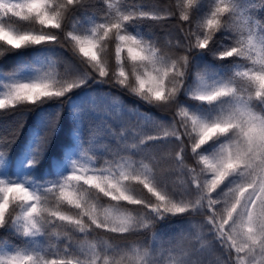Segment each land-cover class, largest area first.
Wrapping results in <instances>:
<instances>
[{
    "label": "snow or ice",
    "instance_id": "obj_1",
    "mask_svg": "<svg viewBox=\"0 0 264 264\" xmlns=\"http://www.w3.org/2000/svg\"><path fill=\"white\" fill-rule=\"evenodd\" d=\"M198 5L180 0L176 8L189 27L161 45L129 30L163 18L140 4H109L85 24L76 15L82 0H0V55L67 44L82 69L59 72L48 57L31 78L9 73L0 109L65 97L91 78L171 117L136 112L118 127L105 121L102 131L115 147L96 144L94 134L79 154H66L68 171L58 167L55 179L0 177V229L23 238L19 245L0 242V264H264V20L250 11L256 2L209 0L202 14ZM203 52L230 60L227 70L199 67L195 57ZM112 105L118 109L117 101ZM48 142L37 140L26 167L39 162ZM161 147L176 166L158 173ZM96 148L105 149L100 161L89 155ZM4 158L0 151V166ZM193 213L201 223L181 244L135 239L157 221ZM94 233L98 238L89 240Z\"/></svg>",
    "mask_w": 264,
    "mask_h": 264
},
{
    "label": "trees",
    "instance_id": "obj_2",
    "mask_svg": "<svg viewBox=\"0 0 264 264\" xmlns=\"http://www.w3.org/2000/svg\"><path fill=\"white\" fill-rule=\"evenodd\" d=\"M126 2L140 4L143 10L155 12L163 17L159 21L143 19L137 24L129 26V30L134 33L139 30L145 35L154 36L161 45L167 39L179 38L184 34L181 32V28H184L186 31L189 27L185 22L180 20L179 10L176 8L180 0H82L83 7L77 10L76 15L86 24V19L89 16H94L99 20L100 16L108 10L109 4L113 6V9H122V6ZM244 2H256L257 7L250 9V11L254 12L257 19L264 20V9L261 10L258 0H244ZM208 5L209 0H199V5L197 6L198 14L206 11ZM168 13L177 14L168 15ZM68 26L71 27L70 21ZM60 35L62 36V34ZM221 39H223L222 36ZM227 42L224 41V43ZM44 54L54 57L57 61V71L59 72L64 71L65 57H69L82 70L79 56L74 54L67 44L61 46L59 43H46L43 45H31L0 55V71L11 70L20 64L29 62L36 56ZM199 56L212 65L223 69H227L226 65L230 63V60L218 61L210 52H203ZM92 82H95L103 90L116 95L122 104L127 107L136 108L157 117L171 118L169 111L153 107L112 83L97 81L91 78L85 84L66 94L65 97L45 99L36 105H18L14 108L0 109V151L5 152L3 167L6 177L16 176L19 158L31 136L46 137L49 142L39 162L34 167H28L24 172L25 176L37 183L57 177L58 171L56 167L61 164L65 150L72 144L73 132L75 131V123L70 112L69 102L76 99L81 91ZM182 101L192 102L186 96L182 97ZM54 121L55 125L53 126ZM78 136L82 143L86 141L88 131L84 123L79 125ZM103 143L108 148L115 147V141L112 138H106ZM104 153L105 149L97 148L94 155L100 161ZM145 162L147 163L148 161L146 160ZM155 163L158 173L162 169L168 168L159 160ZM167 179L169 182H172L173 174H168ZM196 218L199 219L201 217L195 213L191 216L185 214L171 216L166 220L157 221L150 229L141 230V235L135 239H139L141 242L151 241L153 233L159 232L169 242L181 244L183 243L182 237L179 236L176 225L183 219ZM96 238H98V234L96 233L88 237L89 240ZM5 240L12 244L19 245L23 243V238L18 237L11 230L0 229V242ZM41 243L47 242L42 239Z\"/></svg>",
    "mask_w": 264,
    "mask_h": 264
},
{
    "label": "rangeland",
    "instance_id": "obj_3",
    "mask_svg": "<svg viewBox=\"0 0 264 264\" xmlns=\"http://www.w3.org/2000/svg\"><path fill=\"white\" fill-rule=\"evenodd\" d=\"M48 57H52L54 59L53 56L44 54V55L36 56L32 58L29 62L20 64L11 70L0 71V86H2L4 82H6L5 78L9 73H14V72L18 73L20 77L24 79L31 78L34 75V71H33L34 65L38 61L46 59ZM195 60L199 67H208L217 72H225L227 70L212 65L208 61L201 58L199 55L195 57ZM64 61H65L64 69L65 67H68L69 70L72 72H77L80 70L77 64H75L69 57H65ZM2 90H3L2 87H0V91ZM112 101L118 102V109L113 107ZM182 102L187 103L189 107H193V108L197 107L196 103L194 102H186V101H182ZM69 105H70V112L75 123V129H74L75 131L73 132V142L65 150L61 164L56 167L57 171H58V167H60L62 168V171L65 173L68 171V161L66 159V154L70 150L76 151L77 154H79L81 145L84 148H87L89 142L93 141L94 134H95V143L98 145L99 144L104 145L103 143L104 140H106V138L107 139L111 138L110 136L105 135L104 132L102 131L103 124L105 123V121L111 123L113 127H118L121 121L132 122L135 119L134 113L136 112L150 115L154 117L156 120H160V121L167 122L168 120H170L168 118L157 117L151 113L123 105L121 100L116 95H113L103 90L95 82H92L89 85H87L81 91L80 95L76 99L70 100ZM82 123L86 125L88 131V136L84 143H82V141L78 136V128L79 125ZM38 139L39 137L31 136V138L28 140L19 158L15 177L17 178L25 177L24 172L28 168L26 167L27 159L31 155L32 149L36 145ZM96 149H93L91 152H89V155H94ZM163 151H164L163 147H161L159 150L156 151V155L160 157L159 161L168 168H174L176 166L175 161L172 160L171 158H164V156L162 155ZM0 177H6L4 174L3 165L0 166ZM201 219L202 218L183 219L179 221L178 224L176 225L179 236L182 237V235L186 234V230L191 225L200 224ZM154 236L161 244L166 245L167 242H169L168 239L165 238L159 232L153 233L151 237V241L153 240ZM216 254L217 255L219 254L218 251L216 252ZM207 258L210 259L211 256H208Z\"/></svg>",
    "mask_w": 264,
    "mask_h": 264
}]
</instances>
